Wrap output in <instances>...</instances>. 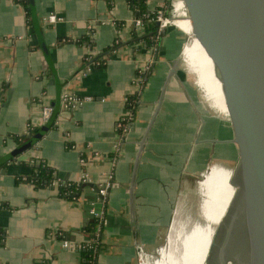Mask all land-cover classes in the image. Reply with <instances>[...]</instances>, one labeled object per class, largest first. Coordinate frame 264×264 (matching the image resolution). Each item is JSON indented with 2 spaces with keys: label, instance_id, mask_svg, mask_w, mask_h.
Here are the masks:
<instances>
[{
  "label": "crops",
  "instance_id": "obj_1",
  "mask_svg": "<svg viewBox=\"0 0 264 264\" xmlns=\"http://www.w3.org/2000/svg\"><path fill=\"white\" fill-rule=\"evenodd\" d=\"M167 1L146 4L154 11ZM178 5L176 25L151 49L140 40L131 43L134 33L144 31L129 0H0V264H79L90 211L101 209L93 186L110 175L98 264H139L129 203L137 154L132 216L141 258L153 256L178 210L222 218L231 170L218 164L235 154L226 141L231 128L220 81L201 45L195 39L181 55L191 26ZM49 14L59 19L48 22ZM117 41L100 65L96 57ZM147 64L151 73L140 88L136 70ZM135 91L134 119L119 143L116 121ZM64 94L91 100L65 110ZM46 106L55 124L14 160L6 159L31 140L20 144L14 136L46 124ZM39 163L61 181L79 182L85 175L93 186L66 199L55 188L24 182ZM211 223L192 264L205 263L217 224Z\"/></svg>",
  "mask_w": 264,
  "mask_h": 264
},
{
  "label": "water",
  "instance_id": "obj_2",
  "mask_svg": "<svg viewBox=\"0 0 264 264\" xmlns=\"http://www.w3.org/2000/svg\"><path fill=\"white\" fill-rule=\"evenodd\" d=\"M181 1L190 21L191 35L212 62L220 81L232 133L226 141L233 144L237 160L234 176L230 178L235 191L214 229L208 253L228 216L209 264H264V0ZM29 2L32 5L33 0ZM48 126V123L43 125L31 135V140L10 151L5 158L23 152L43 136ZM137 157L129 203L138 261L143 264L132 216V181ZM85 186L93 185L83 183L82 189Z\"/></svg>",
  "mask_w": 264,
  "mask_h": 264
},
{
  "label": "trees",
  "instance_id": "obj_3",
  "mask_svg": "<svg viewBox=\"0 0 264 264\" xmlns=\"http://www.w3.org/2000/svg\"><path fill=\"white\" fill-rule=\"evenodd\" d=\"M133 11L135 12L136 19H140L141 26H143V34L141 36H137L134 33V36L131 40L142 42V45L146 48L151 46H158V40L154 39V35L156 33V21H155V11H151L147 7L146 0H129ZM171 0H168L166 3V7L162 8L165 14L168 15L169 8L171 7ZM161 9V8H160ZM27 14H29V8L26 6ZM139 37V38H138ZM130 43V42H129ZM120 42H115L111 47L106 48L101 54H99L96 59H99V64H103L105 59V55L112 49H114ZM151 73V66L147 70H136V77H141L142 81L139 83L140 87H143V84L149 74ZM140 92H132L125 98V105L127 109H131L133 113V118L130 120H126L127 123H131L134 119V107L137 104V100L139 98ZM52 114L46 123L49 124V127L53 126L54 117L52 118ZM125 122V121H124ZM37 131V130H35ZM32 129H28L27 133L23 135L14 136L16 140L20 142V144L29 140L31 134L33 135ZM17 156V155H16ZM10 158V161L14 160L16 157ZM83 159V158H82ZM23 181L29 184L37 186H48L51 188H55L57 191V195L66 199H75L77 198V194L82 190V184L84 182H70V181H61L57 178L56 174L51 171L50 168L44 166L42 163L36 164L33 171L23 177ZM98 199V198H97ZM103 227V221L99 219L97 216H91L88 219L84 231L87 235V240L79 247L78 251L81 255L79 264H98V254L101 246V231ZM98 235L96 236V234Z\"/></svg>",
  "mask_w": 264,
  "mask_h": 264
},
{
  "label": "rangeland",
  "instance_id": "obj_4",
  "mask_svg": "<svg viewBox=\"0 0 264 264\" xmlns=\"http://www.w3.org/2000/svg\"><path fill=\"white\" fill-rule=\"evenodd\" d=\"M186 72L190 81H193L196 84L195 75L188 72L187 69ZM199 90L204 95V92L200 87ZM208 103L210 104L209 101ZM236 164V154L232 152L231 159L227 164L224 165L223 163H219L218 165L229 168L231 170V177H233ZM206 172H204V174ZM203 176H201L200 181ZM222 179H224V176ZM208 186V184L207 186L204 185L206 188H208ZM201 195L202 194L199 195V201L201 200ZM200 214L195 213V209L191 208H184L181 211L178 210V213L173 216L172 221L168 226L164 240L153 253L152 257L148 259L143 258V264H192L199 248H203L202 243H204L206 239L205 235L208 229V223L204 221L205 219H203L202 216L204 218L206 217L201 209Z\"/></svg>",
  "mask_w": 264,
  "mask_h": 264
},
{
  "label": "built area",
  "instance_id": "obj_5",
  "mask_svg": "<svg viewBox=\"0 0 264 264\" xmlns=\"http://www.w3.org/2000/svg\"><path fill=\"white\" fill-rule=\"evenodd\" d=\"M179 2L180 0H171V7L169 8L168 11V15L164 13V11L162 9H156L155 11V21H156V33L154 35V39L158 40L160 38V36L165 32V30L167 29L168 26L170 25H176L175 21L176 19L179 17ZM185 11V10H184ZM182 12L183 15H186V12ZM59 18L55 15V14H49L46 17V20L48 22H55L57 21ZM135 23L138 25H141L140 19H135ZM151 49H156L155 46H151ZM150 68V64H147L146 66H144L142 68V70H147ZM136 83H140L142 81L141 77H136L135 79ZM140 86V84H139ZM141 88V87H140ZM91 100V98L89 96H75V95H70V94H64L61 98V104L62 107L65 110H72L75 108H78L79 106H81L84 102ZM52 114V110L50 107L46 106L43 108L42 110V117L43 120L45 121V123L48 121V119L50 118ZM133 118V113L131 111V109H127L125 115L120 116L117 121H116V131H117V135H118V141L119 143H122L124 141V137L126 136L128 130H129V125L130 123H127L125 119L130 120ZM125 121V122H124ZM120 147V144L117 145V151L118 152ZM116 153L114 154V157H116ZM82 182H86V176L82 175L81 180ZM111 175L108 176L106 178L105 181H103V183L100 185V187L97 189V195H98V201L101 204V209L99 211H96L95 209H91L90 213L91 216H97L99 219H101L104 223V218H105V208H106V199H107V195H108V191L111 187ZM98 235V233L96 234V236ZM62 245L64 247H68V242L67 241H63ZM82 245V244H81ZM79 245V247L81 246ZM78 247V249H79ZM143 262V260H142Z\"/></svg>",
  "mask_w": 264,
  "mask_h": 264
},
{
  "label": "bare ground",
  "instance_id": "obj_6",
  "mask_svg": "<svg viewBox=\"0 0 264 264\" xmlns=\"http://www.w3.org/2000/svg\"><path fill=\"white\" fill-rule=\"evenodd\" d=\"M181 1V0H180ZM181 3H182V1H181ZM183 4V3H182ZM185 9V8H184ZM189 20V19H188ZM190 22V21H189ZM192 38V39H191ZM191 40V41H190ZM195 40V38L194 37H192V35H191V33L189 34V40L187 41V43L184 45V47H183V51L184 50H186L187 48L186 47H188L190 44H192V42ZM190 42V43H189ZM188 43H189V45H188ZM188 45V46H187ZM186 48V49H185ZM185 52V51H184ZM184 52H183V58H184ZM203 185H205V180H203V183H202V186ZM234 191H235V188H234V186L233 185H231L230 184V188H229V190H228V192H227V194H226V197H225V201H224V204H223V215H224V213L226 212V210H227V207H228V205L230 204V201H231V199H232V196H233V194H234ZM223 217V216H222ZM202 218L203 219H205L204 221H206V223H210L209 225H211L212 223L211 222H215V223H219L220 222V220H221V218H210V219H206V218H204L203 216H202ZM216 224V225H217ZM208 228H210V226L208 227ZM209 245L210 244H208V247H209ZM206 258H207V256H206ZM143 259V258H142ZM205 261H206V259H205Z\"/></svg>",
  "mask_w": 264,
  "mask_h": 264
},
{
  "label": "flooded vegetation",
  "instance_id": "obj_7",
  "mask_svg": "<svg viewBox=\"0 0 264 264\" xmlns=\"http://www.w3.org/2000/svg\"><path fill=\"white\" fill-rule=\"evenodd\" d=\"M228 217V216H227ZM227 217H226V219L224 220V223H223V225L221 226V228H220V231H218V234L214 237V243H213V245L211 246V249H210V251H209V253H208V256H207V258H206V261H205V264H209L210 263V261H211V259H212V256H213V254H214V252H215V249H216V247H217V245H218V242H219V240H220V237H221V235H222V232H223V229H224V226H225V223H226V220H227Z\"/></svg>",
  "mask_w": 264,
  "mask_h": 264
}]
</instances>
